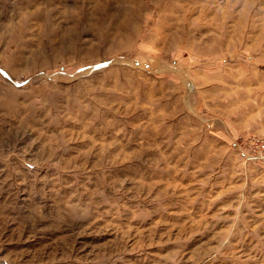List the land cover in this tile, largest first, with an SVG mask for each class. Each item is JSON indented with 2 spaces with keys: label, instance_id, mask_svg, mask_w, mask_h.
Segmentation results:
<instances>
[{
  "label": "rangeland",
  "instance_id": "rangeland-1",
  "mask_svg": "<svg viewBox=\"0 0 264 264\" xmlns=\"http://www.w3.org/2000/svg\"><path fill=\"white\" fill-rule=\"evenodd\" d=\"M0 264H264V0H0Z\"/></svg>",
  "mask_w": 264,
  "mask_h": 264
},
{
  "label": "built area",
  "instance_id": "built-area-1",
  "mask_svg": "<svg viewBox=\"0 0 264 264\" xmlns=\"http://www.w3.org/2000/svg\"><path fill=\"white\" fill-rule=\"evenodd\" d=\"M261 147H262V146H261ZM262 148H263V147H262ZM262 148H261V149H262Z\"/></svg>",
  "mask_w": 264,
  "mask_h": 264
}]
</instances>
